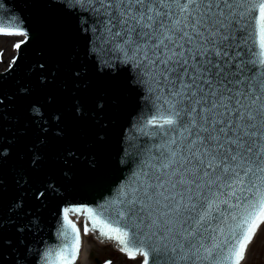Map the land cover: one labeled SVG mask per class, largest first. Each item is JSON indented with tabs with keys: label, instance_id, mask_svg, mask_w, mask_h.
I'll list each match as a JSON object with an SVG mask.
<instances>
[{
	"label": "snow or ice",
	"instance_id": "1",
	"mask_svg": "<svg viewBox=\"0 0 264 264\" xmlns=\"http://www.w3.org/2000/svg\"><path fill=\"white\" fill-rule=\"evenodd\" d=\"M78 5L88 14L82 31L100 38L109 59L133 68L156 105L147 121L157 129L147 149L151 162L114 202L115 220L96 216L92 230L99 227L129 258L142 257L140 264H159L158 254L169 264H240L264 223V0L63 6ZM0 33L26 37L21 30ZM74 110L82 111L79 104ZM32 114L43 119L39 107ZM6 158L0 147V168ZM69 211L81 209L64 212L73 239L50 264L76 257L80 240Z\"/></svg>",
	"mask_w": 264,
	"mask_h": 264
},
{
	"label": "water",
	"instance_id": "2",
	"mask_svg": "<svg viewBox=\"0 0 264 264\" xmlns=\"http://www.w3.org/2000/svg\"><path fill=\"white\" fill-rule=\"evenodd\" d=\"M66 2L0 0V29L26 33L14 62L0 71V147L7 150L0 264H50L74 236L65 209H81L69 213L81 214L91 230L96 216L112 222L114 202L151 162L147 149L157 129L147 121L156 113L155 97L133 68L107 57L93 31H82L88 14ZM33 106L42 120L34 119ZM92 231L107 239L99 227ZM158 259L169 264L166 254Z\"/></svg>",
	"mask_w": 264,
	"mask_h": 264
},
{
	"label": "rangeland",
	"instance_id": "3",
	"mask_svg": "<svg viewBox=\"0 0 264 264\" xmlns=\"http://www.w3.org/2000/svg\"><path fill=\"white\" fill-rule=\"evenodd\" d=\"M22 39L21 35H0V70H4L10 65L16 53V47L14 46ZM78 223L81 226L80 220ZM82 237L84 241L82 252H84L85 260L82 261L79 258L76 264H97L91 257L92 255H89L91 252L93 256H97L102 260L108 258L107 264H138L141 261L142 257L129 258L127 254L110 248L108 245L98 243L91 235L82 233ZM241 264H264V223L259 225L249 242Z\"/></svg>",
	"mask_w": 264,
	"mask_h": 264
},
{
	"label": "bare ground",
	"instance_id": "4",
	"mask_svg": "<svg viewBox=\"0 0 264 264\" xmlns=\"http://www.w3.org/2000/svg\"><path fill=\"white\" fill-rule=\"evenodd\" d=\"M80 259H81L82 261H84V260H85V257H84V252H82Z\"/></svg>",
	"mask_w": 264,
	"mask_h": 264
}]
</instances>
